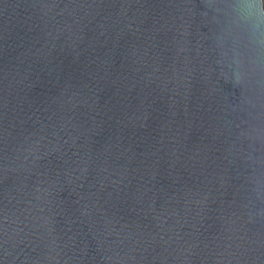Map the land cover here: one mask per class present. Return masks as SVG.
I'll return each mask as SVG.
<instances>
[{
	"label": "water",
	"instance_id": "obj_1",
	"mask_svg": "<svg viewBox=\"0 0 264 264\" xmlns=\"http://www.w3.org/2000/svg\"><path fill=\"white\" fill-rule=\"evenodd\" d=\"M0 264H264V0H0Z\"/></svg>",
	"mask_w": 264,
	"mask_h": 264
}]
</instances>
